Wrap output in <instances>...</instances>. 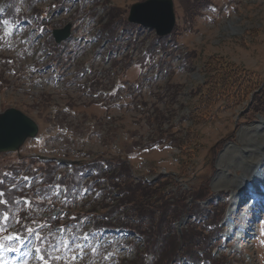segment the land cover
Here are the masks:
<instances>
[{"label": "rangeland", "instance_id": "374dc122", "mask_svg": "<svg viewBox=\"0 0 264 264\" xmlns=\"http://www.w3.org/2000/svg\"><path fill=\"white\" fill-rule=\"evenodd\" d=\"M140 1L0 0V112L19 109L38 125L17 151L0 153V200L7 201L0 204V262L149 264L140 233L90 231L100 216L86 215L103 212L107 192L88 187L94 178L84 169L98 168L82 162L109 168L119 159L132 184H164L160 195L180 211L178 224L170 222L178 250L166 264L181 255L184 240L195 249L207 241L205 211L214 212L208 221L221 218L198 249L203 255L218 264H264V197L245 200L253 191L238 189L264 146V116L250 108L260 92L264 105V0H172L176 23L165 44L152 29L117 21ZM11 6L17 22L5 26ZM111 12L119 16L115 28L102 29ZM68 24L70 36L55 43L52 30ZM210 57L245 70L253 90L237 103L219 100L195 123ZM71 165L63 193L59 181ZM211 196L222 203L211 207ZM198 199L206 200L194 207ZM81 243L83 255L75 247Z\"/></svg>", "mask_w": 264, "mask_h": 264}, {"label": "trees", "instance_id": "16d2710c", "mask_svg": "<svg viewBox=\"0 0 264 264\" xmlns=\"http://www.w3.org/2000/svg\"><path fill=\"white\" fill-rule=\"evenodd\" d=\"M114 13L115 12H111L110 18H107V21L104 24L105 29L109 30L115 28L113 21L119 16ZM117 21L126 23L123 17H120ZM205 72L207 74V80L202 86L203 90L200 91L202 93L200 94L199 102L197 103V106L193 108L194 110L192 112L193 122L195 123L202 121L204 118L199 119V116L204 112H206L204 114L206 116L207 113L210 112L211 107L219 100H226L231 97L235 101L232 99L230 101H232V103H237L242 101L245 96H249L253 90L252 82L244 79V76H247L246 71L238 68L234 64L224 62L220 57H210V59L206 62ZM230 94L235 95L234 97L236 99L229 96ZM260 94L261 92L252 97L253 100L250 104V108L258 110L257 113L264 116V105L262 103L259 104L262 97ZM51 163L54 162L51 161ZM99 173V175L105 174L108 186L114 190L116 198L114 202L112 201V206H110L109 203L101 204V206L99 205L98 208L103 209L102 213H97L95 208H91L90 211L94 212L96 217H99L100 215L96 225H112L116 222L132 228L134 231L142 235L143 242L146 244V251H144V253H150L152 256L148 263L166 264L172 254L178 250V244L175 242V237L177 236L175 234H171L170 222L179 217L180 211L175 210V207L172 208V203H169L166 200L165 194L162 196L160 195L162 194L161 190L164 188V184L158 185L155 182L156 186L153 185L149 187H141L140 183L132 184L129 169L125 165L124 161H119V159H115L114 164H112L107 171H103L102 173L99 170ZM67 186L68 185H66V187ZM97 188L100 190L104 189L99 187V185H97ZM137 190H139V192H135ZM108 197L109 196H107L105 200H107ZM195 203L196 205L194 204V207L198 206V203ZM218 205L220 204H213L211 207L216 208ZM169 211L171 212L169 213ZM120 212H124L125 216H114L120 214ZM213 213V211H205L204 213L206 216L204 227L207 229L208 239L205 243L199 244L198 249H204L209 244L213 230H217V232L219 231L216 228V224L220 220L221 216H219L217 220L211 219V221H208V217ZM170 214L171 216H169ZM52 221L54 220L49 217L48 222L52 223ZM165 239H167L166 241L168 244H163ZM183 242L185 247L182 249L181 255L179 256L180 258H191L193 260V264H199L200 261H203L204 264H218L216 260L212 259L210 252L204 253L202 256L199 255V257L196 254L198 249L194 248L195 245L191 246V243H188L189 241L184 240ZM160 246H165V249L162 252L164 256H157L156 250ZM41 251L42 255L45 257L46 254L42 248ZM139 252L141 253L142 251ZM139 252L137 254H139ZM153 253L157 259L153 258ZM140 259L144 261L143 257Z\"/></svg>", "mask_w": 264, "mask_h": 264}, {"label": "water", "instance_id": "95a60500", "mask_svg": "<svg viewBox=\"0 0 264 264\" xmlns=\"http://www.w3.org/2000/svg\"><path fill=\"white\" fill-rule=\"evenodd\" d=\"M127 20L155 29L159 36L167 35L175 25V12L172 0H144L131 5ZM70 34V24L55 29V41L66 39ZM37 124L15 108L0 113V152L17 150L25 139L34 137Z\"/></svg>", "mask_w": 264, "mask_h": 264}, {"label": "bare ground", "instance_id": "6f19581e", "mask_svg": "<svg viewBox=\"0 0 264 264\" xmlns=\"http://www.w3.org/2000/svg\"><path fill=\"white\" fill-rule=\"evenodd\" d=\"M262 134H264V133H262ZM260 135H261V133H260ZM259 138H261V137H259ZM257 147H258V145H257ZM259 150L261 151V154H262V156H260L261 158L259 157L258 158L259 160H257V162L252 163L253 166H252V168L249 169L250 174H249L248 179L244 178L242 180V182L243 181L244 182L243 183L241 182L240 185H238L239 190H247L248 188H250V190L253 191V193H252L253 197H257L259 195L258 192H264V146H261ZM243 152H245V151H243ZM245 169H247V168H245ZM242 188H246V189H242ZM254 191H255V193H254Z\"/></svg>", "mask_w": 264, "mask_h": 264}, {"label": "snow or ice", "instance_id": "6c2138e0", "mask_svg": "<svg viewBox=\"0 0 264 264\" xmlns=\"http://www.w3.org/2000/svg\"><path fill=\"white\" fill-rule=\"evenodd\" d=\"M25 180H27V177L24 178ZM0 183H2V181H0ZM4 195L3 192H0V197H2ZM4 203H7V201H4V200H0V204H4ZM5 219H7V216L5 215ZM31 231V229L29 230ZM39 238V237H38ZM8 239H12V237H8ZM76 238L73 237V240H75ZM84 240H87L88 239V236L87 234L84 235L83 237ZM0 247H2V245H0ZM61 247H64L66 250L68 249V244L66 242H62L61 243ZM75 247L77 249L80 250V254L83 255V248H84V245L81 243V244H76ZM96 249L94 248L93 251H95ZM11 251H16L15 248L11 249ZM37 251H39V249H37ZM61 257H54V259H60ZM78 257L76 256H73V259H76ZM40 259H43V257L41 256ZM0 264H4V262H0Z\"/></svg>", "mask_w": 264, "mask_h": 264}]
</instances>
